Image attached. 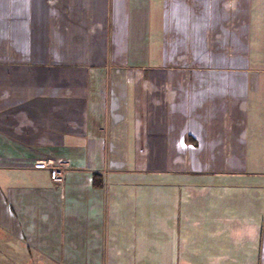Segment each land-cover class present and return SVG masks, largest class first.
<instances>
[{
  "label": "crops",
  "instance_id": "obj_1",
  "mask_svg": "<svg viewBox=\"0 0 264 264\" xmlns=\"http://www.w3.org/2000/svg\"><path fill=\"white\" fill-rule=\"evenodd\" d=\"M0 264H264V0H0Z\"/></svg>",
  "mask_w": 264,
  "mask_h": 264
},
{
  "label": "built area",
  "instance_id": "obj_2",
  "mask_svg": "<svg viewBox=\"0 0 264 264\" xmlns=\"http://www.w3.org/2000/svg\"><path fill=\"white\" fill-rule=\"evenodd\" d=\"M51 178L54 182L59 183L62 180V170L57 167L51 169Z\"/></svg>",
  "mask_w": 264,
  "mask_h": 264
},
{
  "label": "trees",
  "instance_id": "obj_3",
  "mask_svg": "<svg viewBox=\"0 0 264 264\" xmlns=\"http://www.w3.org/2000/svg\"><path fill=\"white\" fill-rule=\"evenodd\" d=\"M93 184L97 186L101 185V181L97 179L96 175L93 176Z\"/></svg>",
  "mask_w": 264,
  "mask_h": 264
},
{
  "label": "rangeland",
  "instance_id": "obj_4",
  "mask_svg": "<svg viewBox=\"0 0 264 264\" xmlns=\"http://www.w3.org/2000/svg\"><path fill=\"white\" fill-rule=\"evenodd\" d=\"M6 262H8V259H5Z\"/></svg>",
  "mask_w": 264,
  "mask_h": 264
}]
</instances>
